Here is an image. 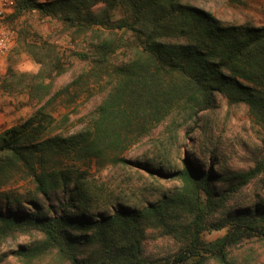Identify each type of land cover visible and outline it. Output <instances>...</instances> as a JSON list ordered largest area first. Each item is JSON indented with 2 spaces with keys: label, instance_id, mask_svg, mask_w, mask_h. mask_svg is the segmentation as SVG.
I'll return each mask as SVG.
<instances>
[{
  "label": "trees",
  "instance_id": "16d2710c",
  "mask_svg": "<svg viewBox=\"0 0 264 264\" xmlns=\"http://www.w3.org/2000/svg\"><path fill=\"white\" fill-rule=\"evenodd\" d=\"M183 1H15L4 23L26 13L59 21L72 38L85 41L89 55L77 56L89 62L92 78L107 91L80 131H60L42 108L0 133V189L29 180L45 199L65 195L46 212L32 202L33 213L0 210V241L32 231L40 237L13 251L17 264H249L234 252L264 241V207L225 213L229 198L264 176V156L249 170L225 176L181 153L166 170L121 157L158 128L172 138L191 123L194 132L197 115L213 110L217 96L230 106L245 105L264 131V25H225ZM18 46L40 66L39 74L49 68L61 74L47 42ZM6 74L8 88L14 81L21 88L37 84L25 85L26 75L10 68ZM61 93L68 95V86ZM94 165L136 167L179 187L139 209L118 206L109 215L94 214L85 179ZM222 230L212 241L203 238ZM151 233L173 240L176 251L147 255Z\"/></svg>",
  "mask_w": 264,
  "mask_h": 264
},
{
  "label": "rangeland",
  "instance_id": "374dc122",
  "mask_svg": "<svg viewBox=\"0 0 264 264\" xmlns=\"http://www.w3.org/2000/svg\"><path fill=\"white\" fill-rule=\"evenodd\" d=\"M184 4L203 9L225 25L260 27L264 25V0H184ZM11 40L10 49L0 63V133L19 125L34 112L44 108L52 113L62 132H77L85 128L94 110L105 97V83L92 78L91 65L77 56L89 55L82 39L72 38L71 33L57 20L41 18L37 13H26L18 20L3 24ZM47 42L54 50L52 56L61 63L60 70L49 68L39 74L40 66L18 44L40 45ZM11 69L16 75H26L25 85L36 82L35 87L21 88L17 81L5 84L6 73ZM78 83L76 88L70 86ZM68 86L69 94L61 93ZM216 107L197 115V129L186 124L169 137L158 128L151 138L130 147L122 158L131 162L146 163L156 169H170L178 153L199 162L207 169L213 167L220 175H232L252 168L264 156V131L253 123L245 105L230 106L220 96ZM67 117L66 122L63 118ZM94 214L109 215L118 206L142 208L148 202L159 200L172 193L179 183L154 180L136 167L107 165L101 170L92 166L87 172ZM223 189L224 186H217ZM65 200L61 192L52 193L48 199L38 196L29 180L13 182L0 189V210L33 213L31 202L42 212L54 208ZM264 207V176L245 186L229 198L228 211ZM225 230L207 232L204 240L221 237ZM39 235L17 234L0 241V264H17L13 251L28 246ZM177 249L170 238H160L151 233L145 242V253L151 257H164ZM234 255L249 264H264V241L247 242Z\"/></svg>",
  "mask_w": 264,
  "mask_h": 264
},
{
  "label": "built area",
  "instance_id": "2783aa9c",
  "mask_svg": "<svg viewBox=\"0 0 264 264\" xmlns=\"http://www.w3.org/2000/svg\"><path fill=\"white\" fill-rule=\"evenodd\" d=\"M16 0H0V63L7 55L11 40L8 32L4 29L5 19L12 14ZM38 3H44L50 0H36Z\"/></svg>",
  "mask_w": 264,
  "mask_h": 264
}]
</instances>
